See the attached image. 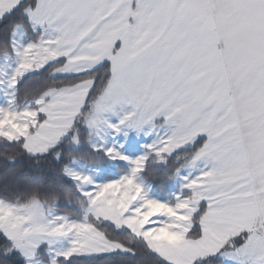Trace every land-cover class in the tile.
Segmentation results:
<instances>
[{
  "label": "snow or ice",
  "instance_id": "snow-or-ice-1",
  "mask_svg": "<svg viewBox=\"0 0 264 264\" xmlns=\"http://www.w3.org/2000/svg\"><path fill=\"white\" fill-rule=\"evenodd\" d=\"M0 159V264H264V0H0Z\"/></svg>",
  "mask_w": 264,
  "mask_h": 264
},
{
  "label": "trees",
  "instance_id": "trees-1",
  "mask_svg": "<svg viewBox=\"0 0 264 264\" xmlns=\"http://www.w3.org/2000/svg\"><path fill=\"white\" fill-rule=\"evenodd\" d=\"M33 165H34L33 161H31L27 158H21L15 164L8 165L7 170L8 171L14 170L20 176H31V175H34V171H35ZM40 167L42 169H46L47 164L42 162ZM5 171H6V169L4 166V162L2 159H0V182H2V180L4 178ZM116 171H121V169L118 168V169H116ZM151 179L158 180V178L155 176L151 177ZM141 259L143 261V264H152L153 258L151 256H144ZM73 264H95V262L84 258V259H79L77 261H74Z\"/></svg>",
  "mask_w": 264,
  "mask_h": 264
}]
</instances>
